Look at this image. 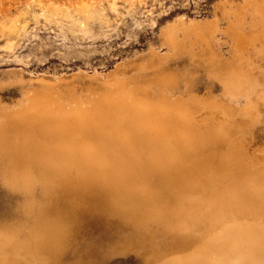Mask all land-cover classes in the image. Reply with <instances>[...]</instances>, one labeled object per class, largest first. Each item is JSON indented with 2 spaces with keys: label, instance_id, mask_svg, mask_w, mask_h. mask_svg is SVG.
Masks as SVG:
<instances>
[{
  "label": "rangeland",
  "instance_id": "rangeland-1",
  "mask_svg": "<svg viewBox=\"0 0 264 264\" xmlns=\"http://www.w3.org/2000/svg\"><path fill=\"white\" fill-rule=\"evenodd\" d=\"M243 3L244 0H0V125L7 124L8 121L13 118H20L21 114L25 111L32 115L38 113L39 115L37 116L42 118L45 114L44 112L41 113L40 110L41 108L43 109V104L45 103L48 104L49 108L51 107V109L56 110L59 115L64 114V112L69 113L70 110L72 111L76 108V110H78V108L81 110L86 108V110L89 111V108L94 106L92 107L93 109H91L98 110V107L95 106H99L101 112L103 110L107 114L110 113V111L111 113L113 112V114L117 112L118 115L120 114L119 116L121 118V116L124 115L121 112L124 113L129 109V111H136L139 120L130 121L125 118L120 121L123 117L119 119L117 114L116 117H114L115 115L112 116L111 113L108 114V116L112 123L119 119V121L115 123L116 125H120L118 126L119 133L121 131V134H125L126 137L128 134L129 139L141 140L140 143H142L143 147H141V145L139 146L141 148L147 147V150H145L147 152L149 150L147 153L145 151L142 152V149H140L139 154L144 155L146 153L147 155L153 156L163 165L164 162L160 159L167 158L171 152L192 149V146H188L184 143L187 139L191 138L190 136L198 140L200 137L203 138L202 136L204 135V137H206L208 131H210L207 135L208 138L206 137L208 141L205 140L206 138H203L209 143H206V145L204 144V149L201 148L202 145H200L201 152L198 151L203 157L207 156L209 159L213 156L211 153L215 154L211 157L213 172H215V174L218 173V176L215 175V177L219 182L222 181V184L226 187L230 186L228 192L225 193L227 194L225 195L226 198L222 197L221 199L224 200L227 209L225 207L219 208V205H217L215 199L216 194L213 192L214 189L212 190L213 187L210 189L206 187V190H203L204 185L209 182H206L202 187H198L197 191H199V189V192L202 191L199 194L197 191L195 192L190 189L187 190L188 192L186 191L184 193V190L177 188L175 194L172 193L169 195L170 192L169 194L165 193L167 191H163V187L158 186L160 181L158 179L155 180L154 177L152 178V182L154 183H152L153 188L146 192H142L141 194L143 195H130L132 200L129 199L130 197L127 200H123L121 198L117 199L108 196L105 198L107 201L104 200L101 204L95 205V207H98L97 210L89 208V205L76 208L74 205L83 206V203L79 202L78 199H85V197H81L82 194L80 195L73 192L74 196L72 192L68 191L74 188H67L68 180H70V177L73 179L71 174L75 171L74 168H78V165L76 166L69 159L71 155H74L76 147H70V142L65 144L67 147L64 146V144L61 143L63 139H59L55 131L46 128H43V131L34 128L30 130L29 126L26 129L8 131L4 137L0 136V264H173L189 258L193 252H197L202 249L203 246L207 248L208 258L212 260L213 257L211 256L214 255L212 251H223V249L228 248L229 236L226 238L227 241L222 238H217L219 231L224 226L237 224L238 222L241 224L249 222L247 224L252 225L255 230H259V227H261L260 225H264V199H262L264 195V166H262L264 165V159H262L264 158V152H262L264 151V137H262V139L259 137L260 135H264V119H262L264 118V73L261 75L262 70L264 72V37L261 41L256 43L255 49L251 47L248 48L247 51L251 50V52L247 54V60L241 65L253 76L243 77L244 80L242 81V85L249 89V95H247L246 90L241 93L230 92L229 90L238 88L234 83L236 81L235 78L213 77L210 75V69H208V65L214 64V60L216 61L215 63L221 66L223 61L237 65L234 59L236 56L233 54L231 41L227 35L229 33L228 28L230 22H235V27L242 29L244 33H256L264 30L260 17L254 13L252 7H243ZM214 20L217 24L214 31L215 38L211 39L208 45L202 46V49H205V53H207L205 56L202 52H199L201 46L198 44H190L191 41L195 42L196 39L189 37L190 34L186 28L191 22L202 23ZM177 29L182 31L176 43L178 50L171 53V42L167 37V32L176 33ZM256 49L259 50V52H257ZM192 53H195L196 56H190ZM208 56H212L213 60H210ZM191 62H193V65L190 64ZM230 82H233L235 85ZM119 98L122 99L120 100ZM77 100H80L82 104L80 101L77 102ZM122 100H125L124 104L129 107L134 105L130 108H125L124 104L118 103L122 102ZM137 100L138 102L142 101L143 105L138 106L136 103ZM153 100L154 102H151ZM57 102H59L58 106L56 105ZM107 102H112V104L104 106ZM61 103H63V106H61ZM91 103L94 104L91 105ZM113 103H115L116 106L118 105V107L113 105ZM159 104L162 105L165 110L161 106V111L159 110L160 113L159 111L158 113L164 114L165 111V116L169 118L172 116L170 119L173 118V121L177 122V124L176 122L173 123L179 127V129L177 128L179 132L181 127L183 129L186 127V133H184V131L183 134H181L183 131V129H181L180 135H178V138H176L177 140H175L177 141L175 145L179 148L178 150H176L177 148L174 144H171V147H169L170 144L168 145V142L167 144L163 142L164 144L162 143V146L160 143H152L157 137L153 134L154 128L151 127L152 124L147 123V127L149 126V128L145 129L146 131L143 134H139V131H136L137 128H140L139 126L143 128L144 122L147 121V118H145L146 115L149 117L155 114L156 116L157 110L160 109L158 108ZM170 105H175V107L177 105L179 111L177 112V108L175 109L173 106L174 111L170 108ZM38 106L39 108L36 109ZM59 106L64 109H60ZM101 106L104 107L102 108ZM33 107L35 110L32 109ZM120 107L123 108L118 109V112L117 108ZM183 108H185L186 111L182 110ZM61 110L62 113L60 112ZM248 110L250 114L252 113V118L248 117L250 116V114H247ZM252 110L253 112L255 111L254 114ZM180 111L183 112V114H181ZM167 112L171 116H169ZM186 112L189 114L187 115L188 117L185 118L184 115H186ZM259 112H261L260 114L263 116L258 115ZM256 113L258 114L256 115ZM254 115L256 117H254ZM112 117L116 118L115 121ZM162 117L163 116L160 118ZM174 117H176V120ZM178 122H182L181 124L183 126L180 124V127ZM217 122L220 124L219 128L216 125L218 124ZM224 122L227 124L225 125ZM133 125L136 128L133 129L135 130L134 136H132L134 133H131L132 128H134ZM136 125L139 126L137 127ZM1 128L0 126V130ZM127 129H129V131H126L127 134L126 132L123 133L124 130ZM191 129L192 133L195 130V132L202 131V133L193 135L190 132ZM221 129L226 133H222ZM23 130L24 132H22ZM84 130L85 129H83V131ZM213 130L215 135H210V133L214 134L212 133ZM86 131L87 130L84 132ZM215 131H219V133ZM84 132H81L82 134L79 133L77 136L75 135L74 138L82 139L84 135L85 139H90L92 142L94 140L95 142L92 143L91 141L85 140L84 137V141L83 139H79L81 142L87 143L91 150L93 147L94 149H101L100 151H108L106 153L102 152L103 155L111 154L109 151L112 150V147L117 150V148L121 146L117 145V147L115 146L116 142L114 143L118 137L121 139V135H115V137L113 135V138H111L113 142L110 145L109 140H105L108 143H100L97 140L98 137L93 135L94 138H92L91 134L88 133L87 136L90 135L91 137H86V133ZM128 132H130V134ZM255 133L258 136L255 135ZM80 134L82 137H79ZM223 134L225 135L224 137ZM246 134L253 135L252 138L254 140L249 136L252 140H249V143L247 139L248 135ZM143 137L145 139H143ZM150 138L154 140L151 141L149 140ZM240 138L247 140V142L239 140ZM258 138L260 142L257 140ZM209 139H212V141ZM56 140L57 143L55 142ZM58 140H61V145H59ZM68 140L71 141V138ZM136 140L135 142H137ZM146 140L151 141V146H153L152 144H154V146L159 144L156 146L159 147V152H153L156 150H153L154 146L151 148V151V149H149L150 145H148L149 142ZM235 140L236 142H234ZM255 140L256 142H254ZM261 140H263V142ZM31 141H39L49 145L56 144V146H54L56 148L57 145L60 147L63 144L64 148L61 149V152L63 151L66 157L64 164L60 167L56 166L43 154L33 151L32 149L36 145L34 143L31 144ZM72 141L76 143V139L74 141L72 138ZM158 141L160 140L157 137L155 142ZM146 143L148 146L145 145ZM101 144H105V146ZM117 144H120V142H117ZM229 144H234V146L231 147ZM254 144L256 145V149L253 148L255 146ZM10 145H13L12 149ZM74 145L76 144H73V146ZM29 146H32V149ZM160 146L163 149H161ZM226 146L227 148H232V150L229 149L230 151H226ZM261 146L262 149L260 148ZM18 148H20L21 151L17 152L16 149L18 150ZM166 148L171 150V152L168 150L169 153H167L165 150ZM163 150L165 151L163 152ZM253 151L254 153L257 151V153L254 155ZM221 152L224 153V155ZM13 154H17L19 159L14 160V158H11ZM159 155L160 158H158ZM254 156H256V158ZM259 156H261L260 159ZM216 159L226 161H224V163ZM230 160L234 163L230 162ZM75 162H79V166H82L83 162L81 159ZM219 162L221 164L223 163L226 167L222 166ZM214 163L218 164L213 165ZM252 167H254V169ZM125 168L126 167L121 168L120 171L123 172L126 170ZM233 168H236V175L233 172ZM229 169H231L233 173ZM152 170L155 171L154 173H158L157 170ZM205 170L208 171L210 169L205 168ZM227 172H229V175L232 174L227 176ZM261 174L263 180L259 177ZM221 175L222 178L220 181L219 177H221ZM154 176L158 178L157 175ZM223 176L227 178L230 177L231 179L229 178V180H227V178ZM234 178H236V180ZM258 178H260V181H258ZM204 180L207 181L206 178ZM254 188L258 189L256 190ZM255 190L258 192L255 193ZM240 192H242V194ZM194 194L196 196L198 194V196L194 197ZM190 198L193 199L191 200ZM165 199L169 205H172V203L178 200L183 206L188 208L190 205L189 208L195 209L197 216L195 215L194 221H190V223H192L191 225L190 223L189 225L185 223L187 225H184V227L186 228V226H188L187 229H189L190 233V229L192 228L197 231L192 229L194 231L192 233L194 234L186 232L187 234L185 235H188L186 236V240L188 239L187 241L184 238L185 235L181 234L183 230H186L183 229L180 231V229L184 227L181 228L179 223L182 222L181 226H183L184 222L189 221L181 218V214L175 212L176 214L174 213V216L171 215V220L168 222L171 226H168L167 223L165 225V223L161 221L156 205H161L159 204L160 202H162L163 205ZM209 200L210 202H208ZM65 201L72 205L71 208L74 209L73 215H75V219H79L78 223H80V226L77 227L78 229H74L73 233L70 234L71 236H68L62 243L60 242V245L55 243L57 247H54L55 245L52 247L47 246L46 244L49 243L50 240H53L54 237L50 229L52 224H48L47 218L53 216L57 219L59 218L58 216H61L63 219L60 220H62L65 225L67 222L72 221L71 214H67L64 209V207H66L64 204L66 203ZM116 201H118V203ZM212 201L216 204H213ZM134 202L135 207H133ZM189 202L193 204V207H191ZM184 203H186V205L188 203V205L186 206ZM209 203L213 204V207ZM153 204L156 205L153 206ZM208 204L210 205L209 207L212 208L205 210L208 208ZM198 206L200 207L197 208ZM126 207L130 208L129 212ZM232 207L234 212H238L237 214L232 212ZM134 208L136 210H134ZM253 210L255 211L253 212ZM204 212L207 215H205ZM260 212L263 215H259ZM135 213L138 214L135 215ZM198 213H201L202 216ZM234 214V218L236 219L233 218ZM240 214L243 216L240 217ZM227 215H229V217H227ZM260 217L263 218L260 220ZM238 218L241 220H238ZM250 218L260 221L258 222L255 220L257 221L255 222L254 220H250ZM223 219H225V223ZM233 219L235 220L234 222ZM217 220L221 221L223 225ZM227 220H229V222H227ZM39 221L40 223H38ZM201 221L205 224H202ZM210 222L216 225V230L215 226H212L214 228L213 232L210 230L212 225ZM196 223L200 225V227H198L199 225L196 226L197 229L194 226ZM218 223H221V226H219ZM37 224L39 227L42 226L45 228H42V233L39 238L31 243L29 241L30 235L34 232ZM201 227L203 229H201ZM205 227H208L210 232L206 230L207 228ZM198 228L201 229L200 232L202 234L199 232ZM167 229L171 230V232H168ZM172 230L175 231V234ZM207 231L211 235L207 234ZM176 233L177 236L174 237L173 235H176ZM209 235L211 238L208 237ZM197 236L201 238V241L199 239L197 240ZM179 237L182 241L179 240ZM1 239H3L2 243ZM194 239L197 241V244L194 242ZM183 240L189 245L187 246L183 243L182 246L180 242H183ZM170 241L173 242V245H171L172 242ZM192 241L194 242L193 245L190 243ZM164 244L170 248L166 247ZM174 244L181 250L178 251L177 248H174V246L176 247ZM150 245L152 246L150 247ZM152 247H154V249ZM182 249H184V251L188 249V252L187 250L184 252ZM27 250L31 253H27ZM177 252H183V254L179 253L180 256L178 254L180 258L177 256ZM32 253L33 256L31 255ZM170 253L173 254L175 258L177 257V259H174V262H172L174 257L170 255ZM7 257H12L13 259L10 260ZM6 260L9 262L5 263L7 262Z\"/></svg>",
  "mask_w": 264,
  "mask_h": 264
},
{
  "label": "bare ground",
  "instance_id": "bare-ground-1",
  "mask_svg": "<svg viewBox=\"0 0 264 264\" xmlns=\"http://www.w3.org/2000/svg\"><path fill=\"white\" fill-rule=\"evenodd\" d=\"M247 6H250V7H252V9L254 10V13L255 14H257L259 17H260V20L262 21L261 23H262V26H264V0H244V3H243V7H247ZM212 24H213V26H212ZM177 25H178V23H177ZM236 25H235V22H230V24H229V33L227 34L228 35V37H229V39H230V41H231V47H232V49H233V54H234V56H236L234 59L236 60L235 62L237 63V65H235V64H229V62H226V61H223V64H222V66L221 65H218L217 63H215L216 61L214 60V64L213 65H208V69H210V75L211 76H213V77H234L235 78V84H236V86H238V88H235V89H231V90H229L230 92H232V93H241V92H243L244 90H246L247 91V95H249V89H247V87L245 88V86L244 85H242V81L244 80L243 79V77H253L251 74H249V72L248 71H246L241 65H242V63L243 62H245L246 60H247V54L248 53H250L251 52V50H249V51H247L248 50V48L249 47H251L252 49H255L256 48V43L257 42H259V41H261L262 39H263V37H264V30L263 31H261V32H250V33H244V31L242 30V29H238L237 27H235ZM213 27H214V29H213ZM216 27H217V24H216V21L214 20V21H206V22H202V23H193V22H191L190 23V25L186 28L188 31H189V37H192V38H194V39H196L195 40V42H193V41H191L190 42V44L191 45H195V44H198L199 46H201V49H199L200 51L199 52H202L204 55L206 54L207 55V53H205V49H202V46L203 45H208L209 44V41L211 40V39H213V38H215L214 37V31H215V29H216ZM181 32L182 31H180V29H177V32L175 33V32H167V37H168V39L170 40V42H171V53H173V51H176V50H178L177 49V41H178V38H180L179 37V35L181 34ZM257 50V49H256ZM257 52H259V50H257ZM261 52V51H260ZM196 53V52H195ZM195 53H192V54H190V56H196L197 55V53H196V55H195ZM205 55V56H206ZM208 58L210 59V60H213V58H212V56H208ZM196 62V61H195ZM193 62H191L190 64H192ZM193 65V64H192ZM195 65V64H194ZM252 66H254V65H252ZM253 69V68H252ZM252 69H250V70H252ZM262 69V68H261ZM255 70V69H254ZM260 72H261V70H260ZM262 73H264L263 72V70H262V72H261V75H262ZM259 81V80H258ZM233 82H230L231 84L233 83ZM162 83V82H161ZM166 83V82H165ZM233 83V84H234ZM164 84V83H163ZM234 84V85H235ZM121 85V84H120ZM120 88V87H119ZM250 88V87H249ZM124 89V88H123ZM110 91V90H109ZM108 94V93H107ZM112 94V93H111ZM53 95V94H52ZM106 95V94H105ZM101 96V95H100ZM102 96H103V94H102ZM109 96V95H108ZM118 96V95H117ZM29 97V96H28ZM195 97V96H194ZM193 97V98H194ZM55 98V97H54ZM102 98V97H101ZM136 98V97H135ZM50 99V98H49ZM100 99V98H99ZM120 99V98H119ZM122 99V98H121ZM120 99V100H121ZM125 99V98H124ZM128 99V98H127ZM41 100H43V99H41ZM58 100V99H57ZM72 100V99H71ZM113 100H114V98H113ZM116 100H117V98H116ZM72 101H74V100H72ZM80 101V100H79ZM78 100H77V102H79ZM90 101V100H89ZM92 101H93V99H92ZM96 101V100H95ZM108 101V100H107ZM112 101V100H111ZM115 101V100H114ZM125 101V100H124ZM124 101L122 100V102H118V103H121V104H124ZM155 101H156V99H155ZM179 101V100H178ZM189 101V100H188ZM191 101V100H190ZM257 101V100H256ZM264 101V100H263ZM75 102V101H74ZM91 102V101H90ZM97 102V101H96ZM145 102V101H144ZM150 102V101H149ZM151 102H154V100L153 101H151ZM150 102V103H151ZM185 102H186V100H185ZM184 102V103H185ZM51 103H54V102H51ZM69 103V102H68ZM80 103H81V101H80ZM79 103V104H80ZM136 103H137V105L139 106H141V105H143L142 104V101H139L138 102V100L136 101ZM260 103V102H259ZM58 104H59V102H57L56 103V105L58 106ZM82 104V103H81ZM92 104H94V103H91V105ZM110 105V104H112V102H107L104 106H107V105ZM132 104H133V102H132ZM146 104V103H145ZM149 104V103H148ZM257 104H258V102H257ZM44 106H43V109H44V111H43V109L41 108V113L42 112H44V116L41 118L40 116H37V115H39L38 113L37 114H34V115H32V114H29V112H27V111H25L24 113H22L21 114V116H20V118H13V119H11L10 121H8V123L7 124H4V125H0L2 128H1V130H0V132H1V134H0V136L1 137H4L7 133H8V131H12V130H21V129H26L27 127H29L30 126V130H31V128H34V129H40V131H43L44 129L43 128H46V129H50V130H52V131H55L56 132V134L59 136V139L61 138V139H63L62 140V142H61V140H58L59 141V145H61V143H63L64 144V146H66L67 147V145H65V144H68L69 142H70V147L72 146V148H75V152H74V155L72 156H70L69 157V159L71 160V162L72 163H74L76 166L78 165V168H74L75 169V171L74 170H72V171H74L71 175L73 176L72 178L73 179H71V177H70V180H68V182H67V188H74L73 190H68L69 192H75V193H78V194H82L81 195V197L83 196V197H85V199L84 200H82V198L81 199H78L79 200V202H81V203H83V206H80V205H74V206H76V208L78 207H84V206H86V205H89V208H92V209H94V210H97L98 209V207H95V205H98V204H101L104 200H105V198L106 197H112V198H121V199H123V200H127L129 197V199L130 200H132L131 198V196L130 195H136V194H141L142 192H146L147 190H151L152 188H153V186H152V178L154 177V179L156 180V179H158L160 182L158 183V186H162L163 187V191H167V192H165V193H168L169 194V192H170V194L169 195H171L172 193H174L175 194V190L177 189V188H180L181 190H184L183 192L185 193L187 190H192V191H197V189H198V187L199 186H203L206 182H209V183H207V184H205L204 185V189L203 190H206V187H208L209 189L210 188H212V190L214 189V194H216V201H217V205H219V208H223V207H227V206H225V203H224V200H221L222 199V197L224 198L225 197V195H227V194H225L226 192H228V190H229V187L230 186H225V185H223L222 183V181H221V178H222V175H221V177H219V180L221 181V182H219L218 180H217V178L215 177V175L216 176H218L217 174L218 173H216L215 174V172H213V166L211 165V163H212V161H211V157H213L215 154H213V153H211V155H213V156H211L210 157V159L209 158H207V156L206 157H203V155H201L200 154V150H201V148H203V146H204V144L206 145V143H209V142H206L205 140H207L208 141V133L210 132V131H208V133H207V135H206V137H204V136H202L203 138H206L205 140L203 139V138H197L198 140H196V139H194V138H192V136H190L191 138H189V139H187L184 143L185 144H187L188 146H192V149H185V150H179V152L177 151H175V152H171V150H169L168 148H166L165 150L167 151V153H169V152H171V154L167 157V158H163V159H160V160H162L163 162H164V165L163 164H161V162L157 159V158H155V157H153V156H150V155H147L146 153V155L144 154V155H141V154H139V151H140V149H142L141 151L143 152V151H145V150H147V147H144V148H141V147H143V145H142V143H140L141 142V140H136L137 142H135V140H133V138L132 139H129L128 138V134H127V132L126 131H129V129H127V130H124V132L123 133H125L126 132V134H127V137H126V135L125 134H121V131H120V133H119V129H118V126H120V125H116L115 123H117V121H119V119H121L122 117H123V119H121L120 121H122V120H124L125 118L127 119V120H130V121H137V120H139V117H138V114L136 113V111H129V109H127V111H125L124 113L123 112H121L122 114H124L123 116H121V118H120V114L118 115L117 114V112H116V114L119 116V119H117L116 120V122H114V123H112L111 122V120H110V117L108 116V114H110L111 113V111H110V113H105V111L103 110L102 112H101V108H99V106H95V107H98V110H100V111H98V110H92L93 108L92 107H94V106H92V107H88L90 110L88 111V110H86V108H84L85 107V105H84V109L83 110H81L80 108H78V110H76V109H74V110H70L69 111V113H65L64 112V114H62V115H59V113H57V111L56 110H53V109H51V107L49 108V106H48V104L47 103H45V104H43ZM51 105V104H50ZM53 105H55V104H53ZM102 105V104H101ZM113 105H115L116 106V104L115 103H113ZM125 105V104H124ZM123 105V106H124ZM134 105V104H133ZM133 105H131V106H133ZM165 105V104H164ZM61 106H63V103H61ZM103 106V107H104ZM115 106H114V109H115ZM130 106V107H131ZM159 107L158 108H160V109H158L157 110V114H156V116H155V114L153 115L152 113V115L151 116H149L148 117V115H146L145 116V118H147V121H145L144 122V124H145V126H144V124H143V128L141 127V126H139V125H136L137 127L139 126L140 128H137V129H140V130H137L135 127H134V125H133V127L134 128H132V127H130V128H132V131H131V133L133 134L132 136H134L135 135V130H133V129H136V131H139L138 133L139 134H143L146 130L145 129H147V128H149V126L147 127V123H149V124H152V126L151 127H153L154 128V132H153V134H155V136H157L158 137V139L160 140V141H158V142H155V140L157 139V137H156V139L154 140L153 138H152V140H154L152 143H160V145L162 146V143L163 142H165L166 144H167V142H168V145L170 144V146L169 147H171V144H174L175 145V142H177V141H175V140H177L176 138H178V135H180V132H181V129H183L181 126H180V124L182 123H179L178 122V125L181 127V129H180V132L177 130V128L179 129V127H177V122L176 121H173V118L172 119H170L172 116L171 115H169V113L167 112V114L169 115V116H171L170 118L168 117V116H165V109H164V107L162 106V105H158ZM161 106L163 107V111H164V114H159L160 113V111H161ZM171 106V105H170ZM174 107H175V105H173ZM173 106H171L170 108H172L173 109ZM260 106V105H259ZM42 107V106H41ZM54 107H56V106H54ZM60 107V106H59ZM59 107H58V109H59ZM65 107V106H64ZM86 107H87V105H86ZM102 107V106H101ZM102 107V108H103ZM116 107H118V105L116 106ZM126 107H129V106H127V105H125V108ZM129 107V108H130ZM184 107V106H183ZM186 107V106H185ZM257 107V106H256ZM37 108H39V106L38 107H36V109ZM57 108V107H56ZM92 108V109H91ZM108 108V107H107ZM121 108H123V107H120V108H117V110L118 109H121ZM178 109L179 107L176 105V107H175V109ZM205 108V107H204ZM253 108V107H252ZM32 109H34L35 110V108L33 107ZM48 109V110H47ZM60 109H64V108H62V107H60ZM59 109V110H60ZM176 109V111L178 112L179 111V109L177 110ZM250 109V108H249ZM254 109V108H253ZM29 110V109H28ZM92 110V111H91ZM107 110V109H106ZM132 110H133V108H132ZM160 110V111H159ZM174 110V109H173ZM182 110H185V108H183ZM255 110V109H254ZM20 111V110H19ZM47 111V112H46ZM158 111H159V113H158ZM162 111V112H163ZM168 111V110H167ZM175 111V110H174ZM186 111V110H185ZM188 111V110H187ZM251 111V110H250ZM3 112H5V111H3ZM32 112V111H31ZM39 112V111H38ZM61 113H62V110L60 111ZM109 112V111H108ZM118 112H119V110H118ZM246 112V111H245ZM249 112V110L247 111V114L249 115L250 114V112ZM252 112H253V110H252ZM255 112V111H254ZM254 112H253V114H254ZM16 113H18V112H16ZM15 113V114H16ZM180 113L181 114H183V112H181L180 111ZM261 112H259V114L258 113H256V115L258 114V115H262V114H260ZM19 114V113H18ZM112 114V116L113 115H115L114 117H116V114H113V112L111 113ZM161 115V116H163L162 118H160L161 116H159V115ZM174 114H175V112H174ZM185 114V113H184ZM189 113H187L186 112V115H184L185 116V118L186 117H188L187 115H188ZM194 114H195V112H194ZM252 114V113H251ZM250 114V116H248V117H251L252 115ZM264 114V113H263ZM17 115V114H16ZM211 115V114H210ZM209 115V116H210ZM225 115V114H224ZM10 116H11V114H10ZM118 116H117V118H118ZM159 116V117H158ZM213 116V115H212ZM211 116V117H212ZM263 116V115H262ZM114 117H112V119H114V121H115V119L116 118H114ZM144 117V116H143ZM183 117V116H182ZM208 117V116H207ZM253 117V116H252ZM251 117V118H252ZM254 117H256L255 115H254ZM144 118V119H145ZM176 117H174V119H175ZM226 118V117H225ZM215 119V118H214ZM219 119V118H218ZM254 119V118H253ZM262 119H264V118H262ZM146 120V119H145ZM172 120V121H171ZM176 120V119H175ZM201 120V119H200ZM206 121H208V120H206ZM171 122H172V124H171ZM176 122V124H174V123ZM184 122H185V120H184ZM195 122H197V121H195ZM210 122V121H209ZM211 122H213V121H211ZM139 123V122H138ZM137 123V124H138ZM142 123V122H141ZM197 123H199V122H197ZM214 123H216V122H214ZM218 123V122H217ZM225 123V122H224ZM140 124V123H139ZM211 124V123H210ZM227 123H225V125H226ZM141 125V124H140ZM182 125V124H181ZM185 125V124H184ZM189 125V124H188ZM199 125V124H198ZM202 125H204V124H202ZM201 125V126H202ZM217 125V127L219 128V123L218 124H216ZM183 126V125H182ZM190 126V125H189ZM206 126V125H205ZM215 126V125H214ZM222 126V125H221ZM150 127V128H151ZM191 127V126H190ZM223 127V126H222ZM170 128H173V129H170ZM187 128H188V126H187ZM208 128H209V126H208ZM216 128V127H215ZM240 128V127H239ZM83 129H85V130H87L86 132H84L83 131ZM185 129H186V127H185ZM185 129H183V131H182V133L181 134H183V132L185 131ZM204 129V128H203ZM206 129V128H205ZM212 129V128H211ZM226 129V128H225ZM82 130V131H81ZM131 130V129H130ZM150 130V129H149ZM199 130V129H198ZM208 130V129H207ZM207 130H206V132H207ZM216 130V129H215ZM222 130V133H224L225 131L223 130V129H221ZM151 131V130H150ZM188 131V130H187ZM190 131V130H189ZM196 131V130H195ZM195 131H193V133H192V129H191V134H199V133H202V131L201 130H199V131H201V132H195ZM205 131V130H204ZM203 131V132H204ZM257 131V130H256ZM16 132V131H15ZM20 132V131H19ZM22 132H24V130L22 131ZM81 132H84V133H86V137H91L92 136V138H94L93 137V135L95 136V137H98V142H100V143H104V142H106V143H108L107 141L109 140V144L111 145V143L113 142L112 141V139L111 138H113V135H114V137H115V135H121L120 137H121V139H119V137L117 138V140H115L114 141V143L116 144L115 146H119V145H121L120 146V148H117V150H115V148L113 149V147H112V150L111 151H109V152H111V154L109 153V155H103L102 154V152H105V151H100L101 149H94L92 146V150L88 147V144L87 143H85V142H81L80 140H82L83 139V137H84V135H83V137L81 136ZM149 132V131H148ZM151 132V133H152ZM195 132V133H194ZM215 132H217V133H219V131H215ZM251 132V131H250ZM79 133H81L80 134V136L79 137H82V139H77V138H74L75 137V135L77 136ZM83 133V134H84ZM91 134V136L89 135V136H87L88 134ZM129 134H130V132H128ZM184 133H186V131L184 132ZM205 133V132H204ZM212 133H214V130H213V132ZM217 133H216V135H217ZM221 133V132H220ZM222 133H221V135H222ZM226 133V132H225ZM257 133V132H256ZM255 133V135H257ZM136 134H137V132H136ZM150 134V133H149ZM152 134V135H153ZM189 134V133H188ZM190 134V135H191ZM201 135V134H200ZM210 135H215V133L214 134H211L210 133ZM209 135V136H210ZM246 135H248V134H246ZM13 136V135H12ZM104 136H106V137H104ZM140 136V135H139ZM143 136V135H142ZM141 136V137H142ZM147 136H149V135H147ZM182 136H184V135H182ZM225 135L223 134V137H224ZM245 136V135H244ZM249 136H251L250 138L252 139V140H254L253 138H252V136L253 135H251V134H249L248 135V142L250 143V141L249 140H251L250 138H249ZM258 136V135H257ZM117 137V136H116ZM122 137H124V138H122ZM152 137V136H151ZM179 137H181V136H179ZM186 137V136H185ZM184 137V138H185ZM210 137H212V136H210ZM209 137V138H210ZM215 137V136H214ZM213 137V138H214ZM242 137H243V135H242ZM241 137V138H242ZM259 137H261V139H262V137H264V135L263 136H259ZM58 138V137H57ZM71 138V141H69L68 139H70ZM72 138L74 139V141H75V139H76V143L75 142H73L72 141ZM131 138V137H130ZM138 138H140V137H138ZM155 138V137H154ZM182 138V137H181ZM183 138V139H184ZM239 139V140H243V139ZM84 139H85V137H84ZM84 139H83V141H84ZM107 139V141H105ZM143 139H145L144 137H143ZM146 139H147V137H146ZM165 140V141H163V140ZM203 140V141H201V140ZM245 139V138H244ZM66 140H67V143H66ZM85 140H87V141H91L92 142V140H90V139H85ZM96 140V139H95ZM149 140H151V138L149 139ZM151 140V141H152ZM210 141H212V139H209ZM214 140V139H213ZM251 140V141H252ZM257 140H259V138L257 139ZM64 141V142H63ZM143 141V140H142ZM146 141H148V140H146ZM151 141H148L149 142V144L148 145H150V143H151ZM171 141V142H170ZM238 141V140H237ZM243 141H246L247 142V140H243ZM242 141V142H243ZM262 142H263V140H261ZM56 143H57V140L55 141ZM61 142V143H60ZM93 142H95L94 140H93ZM92 142V143H93ZM117 142L119 143L120 142V144H117ZM144 142H145V140H144ZM143 142V143H144ZM234 142H236V140L234 141ZM241 142V141H240ZM245 142V143H246ZM254 142H256V140L254 141ZM253 142V143H254ZM259 142H260V140H259ZM35 144L34 146V148L32 149V146H29V147H31V149L33 150V151H36V152H38V153H41V154H43L44 156H46L49 160H51L52 161V163L54 164V165H56V166H62L63 164H64V160L66 159V157H65V155L63 154V151L61 152V149H63L64 148V146H63V144H62V146H60V147H58V145H57V148L56 147H54V146H56V144H52V145H49V144H46V143H42V142H39V141H31V144ZM97 143V142H96ZM140 143V144H139ZM232 143V142H231ZM238 143V142H237ZM237 143H236V145H237ZM252 143V142H251ZM258 143V142H257ZM72 144V145H71ZM73 144H76V145H74L73 146ZM98 144V143H97ZM164 144V143H163ZM165 144V145H166ZM177 144V143H176ZM180 144V143H179ZM247 144V143H246ZM245 144V145H246ZM263 144H264V142H263ZM99 145V144H98ZM101 145H103V146H105V144H101ZM139 145H141V147L139 146ZM145 145H147V143L145 144ZM147 145V146H148ZM153 146H154V144H152ZM159 145V144H158ZM158 145H156V146H158ZM164 145V146H165ZM200 145H202V147L200 146ZM212 145H213V143H212ZM229 145H231V147H233L234 146V144L232 145V144H229ZM241 145H242V143H241ZM249 145V144H248ZM255 145V144H254ZM257 145H259V144H257ZM260 145H261V143H260ZM12 146L13 145H10V148L12 149ZM16 146V145H15ZM14 146V147H15ZM97 146V145H96ZM114 146V145H113ZM153 146H151L150 145V148L149 149H151ZM156 146H154L153 148V150H155V151H153L154 153H157L156 151H158L159 150V147H156ZM161 146H160V148H161ZM163 146V147H164ZM176 146V145H175ZM250 146V145H249ZM252 146H253V144H252ZM263 146V145H262ZM262 146L260 147L261 149H262ZM19 147V146H18ZM94 147H95V144H94ZM156 147V148H155ZM178 147H180V146H178ZM201 147V148H200ZM236 147V146H235ZM243 147V146H242ZM245 147V146H244ZM246 147H247V145H246ZM257 147H259V146H257ZM16 148V147H15ZM59 148H60V151H59ZM146 148V149H145ZM158 148V149H157ZM165 148V147H164ZM174 148V147H173ZM176 148H177V146H176ZM176 148H174V149H176ZM188 148V147H187ZM227 150L226 151H230L229 149H231L232 150V148H227V146L225 147ZM253 148H255L256 149V145L253 147ZM259 148V149H260ZM20 148H18V150L16 149V151L17 152H19V151H21V149L19 150ZM67 149V148H66ZM94 149V150H93ZM144 149V150H143ZM161 149H163V148H161ZM160 149V150H161ZM172 149V148H171ZM179 148H177L176 150H178ZM181 149H183V148H181ZM204 149V148H203ZM236 149V148H235ZM249 149V148H248ZM254 149V150H255ZM258 149V148H257ZM65 150V149H64ZM165 150H163V152L165 151ZM168 150H169V152H168ZM200 152H199V151ZM264 150V149H263ZM30 151V150H29ZM69 151H70V148H69ZM113 151H116V152H113ZM151 151H152V149H151ZM151 151H150V153H151ZM226 151H224V152H226ZM235 151H237V150H235ZM234 151V152H235ZM106 152H108V151H106ZM105 152V153H106ZM141 152V153H142ZM145 152H147V151H145ZM148 152H149V150H148ZM147 152V153H148ZM159 152V151H158ZM161 152V151H160ZM240 152V151H239ZM243 152V151H242ZM250 152V151H249ZM259 152V151H258ZM262 152H264V151H262ZM222 153V152H221ZM221 153H219V154H221ZM253 153H254V151H253ZM255 153H257V151H255ZM255 153H254V155H255ZM67 154V153H66ZM69 154H71V153H69ZM159 154V153H158ZM157 154V155H158ZM208 154V153H207ZM223 155H224V153H222ZM221 154V155H222ZM227 154H229V153H227ZM259 155H261L260 153H258ZM258 154H257V156H258ZM263 154V153H262ZM161 155V154H160ZM160 155H159V157L158 158H160ZM167 155V154H166ZM235 155V154H234ZM67 156V155H66ZM242 156V155H241ZM248 156V155H247ZM250 156V155H249ZM162 157V156H161ZM218 157H219V155H218ZM217 157V158H218ZM255 158H256V156H254ZM260 157L261 156H259V159H260ZM263 157V156H262ZM11 158H14V160H17V159H19V157H18V155L17 154H13L12 156H11ZM24 158V157H23ZM215 158V157H214ZM220 158H221V156H220ZM241 158V157H240ZM244 158V157H243ZM248 158V157H247ZM79 159H81L82 160V166H79V162H75V161H79ZM223 159V158H222ZM246 159V158H245ZM262 159H264V158H262ZM261 159V160H262ZM217 161H219V160H221V159H216ZM233 160V159H232ZM252 160H253V158H252ZM260 160V161H261ZM69 161V160H68ZM215 161V160H214ZM224 161H226V160H221L220 162H224ZM245 161V160H244ZM254 161H255V159H254ZM259 161V160H258ZM264 161V160H263ZM219 162V163H220ZM230 162H232L231 160H230ZM249 162H251V161H249ZM225 163V162H224ZM232 163H234V162H232ZM238 163H239V161H238ZM218 164V163H217ZM217 164H213V165H217ZM221 164V163H220ZM219 164V165H220ZM231 164V163H230ZM230 164H229V166H230ZM251 164V163H250ZM222 166H224L223 165V163L221 164ZM231 165H233V164H231ZM238 166V165H237ZM262 166H264V165H262ZM11 167V166H10ZM123 167H126L125 169L126 170H124L123 172H121L120 170H121V168H123ZM216 167V166H215ZM220 167V166H219ZM219 167H218V169H219ZM224 167H226V166H224ZM234 167V166H233ZM73 168V167H72ZM205 168L207 169V168H209L210 170H205ZM230 168H232V167H230ZM237 168V167H236ZM236 168H233V172L235 173V175H236V173L237 172H235V169ZM253 169H254V167H252ZM140 169V170H139ZM152 169H154V170H157L158 171V173H154L155 171H153ZM214 169H216V168H214ZM222 169V168H221ZM238 169V168H237ZM245 169V168H244ZM123 170V169H122ZM230 171H231V169H229ZM156 171V172H157ZM229 171V172H230ZM237 171V170H236ZM244 171V170H243ZM229 172H227L226 174H227V176H230L229 175ZM241 172V171H240ZM154 173V174H153ZM221 173V172H220ZM225 174V173H224ZM241 174H244V173H241ZM253 174V173H252ZM154 175H157L158 176V178H155L156 176H154ZM241 176V175H240ZM249 176V175H248ZM224 177V176H223ZM254 177V176H253ZM256 177V176H255ZM258 177V176H257ZM259 177L261 178L262 177V174L261 175H259ZM264 177V176H263ZM206 178V180L207 181H205L204 179ZM224 178H227V177H224ZM230 178V177H229ZM229 178H227V180H229ZM239 178V177H238ZM242 178V177H241ZM248 178V177H247ZM260 178H258V181H260L259 179ZM231 179V178H230ZM233 179V178H232ZM235 180H236V178H234ZM245 179V178H244ZM243 179V180H244ZM262 179V178H261ZM252 180V179H251ZM263 180V179H262ZM223 181H226V180H223ZM238 181V180H237ZM240 181H241V179H240ZM256 181H257V179H256ZM239 182V181H238ZM249 182V181H248ZM247 182V183H248ZM231 183H232V181H231ZM230 183V184H231ZM234 183V182H233ZM251 183V182H250ZM254 183V182H253ZM154 184V183H153ZM227 184V183H226ZM235 184V183H234ZM241 184V183H240ZM249 184V183H248ZM252 184V183H251ZM259 184V183H258ZM261 184H263V183H261ZM233 185V184H232ZM250 185V184H249ZM263 186V185H262ZM98 187H100V188H98ZM234 187V186H233ZM232 187V188H233ZM244 187V186H243ZM154 188H155V186H154ZM259 188H260V185H259ZM179 189V190H180ZM208 189V190H209ZM242 189H245V188H242ZM247 189V188H246ZM254 189H256V188H254ZM253 189V190H254ZM258 189V188H257ZM256 189V190H257ZM263 189V188H262ZM181 190H180V192H181ZM241 190V189H240ZM251 190H252V188H251ZM256 190H255V193H257L256 192ZM199 191H200V189H199ZM199 191H197L198 192V194L199 193H201V192H199ZM233 191V190H232ZM247 191H249V190H247ZM264 191V190H263ZM180 192H179V194H180ZM182 192V193H183ZM188 192V191H187ZM209 192V191H208ZM261 192H262V190H261ZM260 192V193H261ZM183 193V194H184ZM212 193V192H211ZM241 194H242V192H240ZM246 193V192H245ZM248 193V192H247ZM253 193H254V191H253ZM263 193V192H262ZM261 193V194H262ZM162 194V193H161ZM190 194V193H189ZM198 194H197V196H198ZM205 194V193H204ZM230 194V193H229ZM244 194V193H243ZM250 194V193H249ZM259 194V193H258ZM73 195H74V193H73ZM141 195H143V194H141ZM64 196V195H63ZM75 196V195H74ZM148 196V195H147ZM167 196V195H166ZM165 196V197H166ZM194 197H197L195 194L193 195ZM209 196V195H208ZM213 196V195H212ZM256 196H257V194H256ZM193 197V198H194ZM206 197H207V192H206ZM233 197V196H232ZM235 197V196H234ZM162 198V197H161ZM184 198V197H183ZM192 198V199H193ZM226 198V197H225ZM73 199V198H72ZM109 199V198H108ZM111 199V198H110ZM140 199V198H139ZM163 199V198H162ZM187 199V198H186ZM191 199V198H190ZM191 199V200H192ZM195 199V198H194ZM215 199H213V200H215ZM260 199H261V196H260ZM262 199H264V195H263V197H262ZM262 199H261V201H262ZM77 200V201H78ZM116 200V199H115ZM164 200V199H163ZM190 200V202L192 203V201ZM196 200V199H195ZM257 200V199H256ZM259 200V199H258ZM105 201H107V200H105ZM112 201V200H111ZM119 201V200H118ZM118 201H116L117 203H118ZM142 201V200H141ZM173 201V200H172ZM180 201H181V199H180ZM200 201V200H199ZM250 201V200H249ZM66 203H64L65 205H66V207H64V209H65V211L67 212V214H71L70 216H72V221L71 222H67V224L65 225L64 224V222L62 221V220H60V219H63L61 216H58L59 218H57V219H55V217H53L52 215V217H48L47 218V220H48V224H52V226H50V229H51V233L52 234H54V237H53V240H50V242L49 243H47L46 245L47 246H50V247H52V246H54L55 245V243L57 244V245H60L62 242H63V240H65L66 238H68V236H71L70 234L71 233H73V231H74V229H78L77 227H79L80 226V223H78L79 222V219H75V215H73V212H74V209H72L71 207H72V205H70V203H68L67 201H65ZM123 202V201H122ZM127 202V201H126ZM139 202H140V200H139ZM179 201L177 200L176 202H174V203H172V205H169L168 203H167V201H166V199H165V201H163V205H162V202H160L159 204H161V205H156V204H153V206H157V212L159 213V216L161 217V221H163L164 223H165V225H166V223L168 224V222L171 220L170 219V217H171V215H173L175 212H178L179 214H181V218H183V219H185V220H188L189 222H184V224H183V226H181V224H182V222L181 223H179L180 224V227L182 228V227H184V225H187V224H185V223H188V225H189V223H190V221H192L194 218H195V215H196V213H195V209H192V208H189L190 207V205H189V207L187 208V207H185V206H183V204L181 203V202H179ZM183 202H186V201H183ZM189 202V204H191ZM208 202H210V200L208 201ZM248 202V201H247ZM141 204H142V202H140ZM197 203H198V201H197ZM212 203L214 204L215 202H213L212 201ZM80 204V203H79ZM123 204V203H122ZM129 204V203H128ZM144 204V203H143ZM146 204H147V202H146ZM185 205H186V203H184ZM196 204V203H195ZM207 204V203H206ZM210 204V203H209ZM208 204V208H206L205 210H207V209H210V208H212L213 207V204H210V205H212V207H209L210 205ZM216 204V203H215ZM125 205V204H124ZM136 205H137V203H136ZM187 205H188V203H187ZM186 205V206H187ZM199 205V204H198ZM216 205V206H217ZM110 206V205H109ZM132 206V205H131ZM130 206V207H131ZM145 206H147V205H145ZM201 206V205H200ZM200 206H198L197 208H199ZM216 206H215V208H216ZM246 206V205H245ZM263 206V205H262ZM133 207H135V202H134V205H133ZM143 207V206H142ZM191 207H193V204H191ZM121 208V207H120ZM127 208V207H126ZM137 208V207H136ZM139 208V207H138ZM150 208V207H149ZM154 208V207H153ZM196 208V209H197ZM246 208V207H245ZM256 208V207H255ZM259 208V207H258ZM128 210V212H129V209L130 208H127ZM201 209V208H200ZM199 209V210H200ZM227 209V208H226ZM243 209V208H242ZM134 210H136L135 208H134ZM140 210H142V209H140ZM215 210V209H214ZM231 210H232V212H234L233 210V207L231 208ZM231 210H229V211H231ZM132 211V210H131ZM146 211V210H145ZM153 211V210H152ZM229 211H227V212H229ZM246 211V210H245ZM255 210H253V212H254ZM261 211H263V210H261ZM76 212V211H75ZM132 212H134V211H132ZM142 212V211H141ZM144 212V211H143ZM208 212H210V211H208ZM216 212V211H215ZM249 212V211H248ZM247 212V213H248ZM126 213V212H125ZM154 213V212H153ZM202 213V212H201ZM201 213H198V214H201ZM205 213V212H204ZM203 213V214H204ZM206 213H207V211H206ZM205 213V215H207ZM214 213V212H213ZM231 213V212H230ZM229 213V214H230ZM234 213H238V212H234ZM256 213V212H255ZM77 214V213H76ZM138 214V213H137ZM136 213H135V215H137ZM145 214H146V212H145ZM151 214V213H150ZM176 214V213H175ZM221 214V213H220ZM222 214H224V213H222ZM233 214V213H232ZM80 215V214H79ZM132 215V214H131ZM147 216H148V214H146ZM156 215V214H155ZM215 215V214H214ZM226 215V214H225ZM245 215V214H244ZM250 215V214H249ZM258 215V214H257ZM259 215H263V214H261V212H260V214ZM57 216V215H56ZM78 216V215H77ZM174 216V215H173ZM197 216V215H196ZM200 216H202V214L200 215ZM233 216V215H232ZM241 216H243V215H241L240 214V217ZM245 216H247V215H245ZM264 216V215H263ZM66 217V216H65ZM152 217V216H151ZM155 217V216H154ZM199 217V216H198ZM217 218H219L218 216H216ZM222 217V216H221ZM227 217H229V215H227ZM231 217V216H230ZM235 217V214H234V216H233V218ZM238 217V216H237ZM253 217V216H252ZM91 218V217H90ZM137 218V217H136ZM143 218H144V215H143ZM203 218V217H202ZM246 218V217H245ZM244 218V219H245ZM258 218V217H257ZM263 218V217H262ZM261 217H260V220L262 219ZM138 219H140V218H138ZM220 219V218H219ZM222 219V218H221ZM227 219V218H226ZM230 219V218H229ZM231 219H232V217H231ZM234 219H236V218H234ZM233 219V222L235 221ZM243 219V220H244ZM248 219V218H247ZM259 219V218H258ZM198 220V219H197ZM200 220V219H199ZM205 220V219H204ZM213 220V219H212ZM238 220H241L240 218H238ZM249 220V219H248ZM250 220H252V218H250ZM254 221L255 220H257V219H253ZM252 220V221H253ZM260 220H257L258 222L260 221ZM91 221V220H90ZM194 221V220H193ZM218 221V220H217ZM223 221H224V223H225V219H223ZM237 221V220H236ZM247 221V220H246ZM257 221H255V222H257ZM131 222V221H130ZM198 222V221H197ZM204 222V221H203ZM218 222H221V221H218ZM227 222H229V220H227ZM232 222V223H233ZM238 222V221H237ZM38 223H40V221L38 222ZM201 223H202V221H201ZM222 223V222H221ZM220 223V224H221ZM244 223H246V222H244ZM247 223H249V222H247ZM241 224V223H237V224H232V225H229V226H224L220 231H219V233H218V235H217V238H222V239H225L226 240V238L229 236V242H228V248H225V249H223V251H220V250H216V251H212V253L214 252V255H215V257H214V255L213 256H211V257H213L212 258V260H210L209 258H208V251L206 250L207 248L205 247L204 248V246H203V248L202 249H200V250H198L197 252H193V254L189 257V258H187V259H184V260H182V261H179V262H177V260H176V262L177 263H173V264H264V225H260L261 227H259V230H255L253 227H252V225H250V224ZM192 223H190V225H191ZM202 224H205V223H202ZM208 224H209V222H208ZM210 224H212V222H210ZM219 224V223H218ZM219 224V226H221V225H223V223L220 225ZM177 225V224H176ZM194 225V224H193ZM199 224L198 223H196V225H194L195 227L196 226H198ZM48 226V225H47ZM168 226H171V224L169 225L168 224ZM174 226V225H173ZM172 226V227H173ZM179 226V225H178ZM203 226H205V225H203ZM202 226V227H203ZM208 226H210V225H208ZM212 226H215V230H216V225H214V224H212L211 225V228H210V230H211V232H213V227ZM198 227H200V225L198 226ZM201 227V229H203ZM42 228H45V227H39V225L37 224V226H36V228L34 229V232L30 235V239H29V241L31 242V243H33L36 239H38L39 238V236H40V234L42 233ZM162 228V227H161ZM168 228V227H167ZM169 228H171V227H169ZM188 228V226H186V228L184 227V228H182V229H180V231H182L183 229H185L186 231H184L183 230V232L181 233V234H187L186 232H188V233H190L189 232V229H187ZM205 228H207L206 230H208L209 231V228L208 227H205ZM204 228V229H205ZM150 229V228H149ZM153 229V228H152ZM163 229V228H162ZM166 229V228H165ZM193 230H195L194 228H192ZM192 229H190V231H191V233L190 234H194V233H192V232H194ZM196 229H197V227H196ZM201 229H199L198 228V230H199V232H200V230ZM218 229V228H217ZM168 230V229H167ZM179 230V229H178ZM163 231V230H162ZM166 231V230H165ZM171 232V230H168V232ZM174 230H172V232H173ZM195 231H197V230H195ZM208 231H207V234H210V233H208ZM154 232V231H153ZM152 232V233H153ZM167 232V233H168ZM179 232V231H178ZM185 232V233H184ZM203 232V231H202ZM210 232V231H209ZM174 234H175V231L173 232ZM172 233V234H173ZM201 233V232H200ZM204 233H205V231H204ZM203 233V234H204ZM166 234V233H165ZM171 234V233H170ZM180 234V233H179ZM189 234V235H190ZM196 234V233H195ZM202 234V233H201ZM28 235V234H27ZM26 235V236H27ZM184 235H183V237H184ZM197 235H198V232H197ZM200 235V234H199ZM211 235V234H210ZM210 235L208 236V237H210ZM174 237L175 236H177V233H176V235H173ZM172 236V237H173ZM180 236V235H179ZM186 236H188V235H185V240H186ZM193 236V235H192ZM192 236H191V238H192ZM201 236H203V235H201ZM148 237V236H147ZM171 237V236H170ZM199 236H197V240L199 239L200 241H201V238H198ZM208 237H206V238H208ZM3 238V237H2ZM25 238V237H24ZM150 238H153V237H150ZM149 238V239H150ZM169 238V237H168ZM178 238V237H177ZM183 238V239H184ZM188 238V237H187ZM203 238V237H202ZM211 238V237H210ZM196 239V238H195ZM194 239V240H195ZM209 239V238H208ZM2 240L3 239H1V243H2ZM21 240H23V239H21ZM25 240V239H24ZM165 240V239H164ZM163 240V241H164ZM172 240V239H171ZM176 240V239H175ZM174 240V241H175ZM178 240V239H177ZM179 240H180V237H179ZM178 240V241H179ZM188 240V239H187ZM186 240V241H187ZM189 240H190V238H189ZM193 240V241H194ZM211 240V239H210ZM7 241V240H6ZM153 241V240H152ZM180 241H182V240H180ZM191 241V240H190ZM190 242L191 243V245H193L194 244V242H196V244H197V241L195 240L194 242ZM199 241V242H200ZM208 241V240H207ZM217 241H219V240H217ZM223 241V240H222ZM227 241V240H226ZM9 242V241H8ZM18 242V241H17ZM22 242V241H21ZM61 242V243H60ZM129 242V241H128ZM148 242V241H147ZM168 242V241H167ZM170 242H172V241H170ZM176 242V241H175ZM174 242V243H175ZM224 242V241H223ZM13 243V242H12ZM24 243V242H23ZM133 243V242H132ZM177 243V242H176ZM183 243H185L184 242V240H183V242H180V244H182V246H183ZM188 243V242H187ZM208 243H209V241H208ZM45 244V243H44ZM157 244V243H156ZM170 244V243H169ZM195 244V245H196ZM211 244V243H210ZM219 244V243H218ZM16 245V244H15ZM57 245H55L54 247H57ZM148 245V244H147ZM163 245V244H162ZM165 245V244H164ZM171 245H173V242H172V244ZM170 245V246H171ZM174 245H176V244H174ZM185 245H187L186 243H185ZM189 245V244H188ZM187 245V246H188ZM201 245V244H200ZM4 246V245H3ZM14 246V245H13ZM17 246V245H16ZM152 245H150V247H151ZM157 246H158V244H157ZM166 246V245H165ZM178 246H180V245H178ZM182 246H180V247H182ZM187 246H185V247H187ZM60 247V246H59ZM131 247V246H130ZM154 247H155V243H154ZM154 247H152L153 249H154ZM166 247H169V246H166ZM172 247V246H171ZM195 247V246H194ZM198 247V246H197ZM227 247V246H226ZM6 248H8V247H6ZM16 248V247H15ZM46 248V247H45ZM133 248V247H132ZM164 248V247H163ZM170 248V247H169ZM168 248V249H169ZM174 248H177L178 249V247H177V245H176V247L174 246ZM189 248V247H188ZM191 248V247H190ZM192 248H193V246H192ZM10 249V248H9ZM14 249V248H13ZM16 249H18V248H16ZM156 249V248H155ZM165 249H167V248H165ZM221 249V248H220ZM4 250H5V248H4ZM24 250V249H23ZM38 250V249H37ZM53 250V249H52ZM181 249H178V251H180ZM183 251H184V249H182ZM187 250V252H188V249H186ZM186 250L184 251V252H186ZM194 250V249H193ZM195 250H196V248H195ZM7 251H8V249H7ZM137 251H139V250H137ZM142 251V250H141ZM163 251V250H162ZM168 251V250H167ZM192 251V250H191ZM6 252V251H5ZM21 252V251H20ZM19 252V254L21 255V253ZM34 252V251H33ZM57 252V251H56ZM157 252V251H156ZM165 252V251H164ZM172 252L174 253V251L172 250ZM10 253V252H9ZM12 253V252H11ZM23 253H26V252H23ZM22 253V254H23ZM27 253H31V252H28V250H27ZM58 253V252H57ZM147 253V252H146ZM150 253V252H149ZM179 253H182L183 254V252H177V256H178V254ZM181 254V255H182ZM189 254V253H188ZM191 254V253H190ZM2 255V254H1ZM25 255H27V254H25ZM32 256H33V253L31 254ZM150 255V254H149ZM159 255V254H158ZM170 255H173V254H171L170 253ZM10 256V255H9ZM18 256V255H17ZM179 256H180V254H179ZM178 256V257H179ZM184 256V255H183ZM182 256V257H183ZM168 257V256H167ZM174 257V258H173ZM173 261L172 262H174L175 260L174 259H177V257L175 258V256L173 255ZM5 258V257H4ZM8 258V257H7ZM154 258V257H153ZM161 258V257H160ZM180 258V257H179ZM8 259H13L12 257H9ZM7 259V260H8ZM146 259H147V257H146ZM152 259V258H151ZM183 259V258H182ZM0 260H1V258H0ZM6 260V261H7ZM15 260V259H14ZM42 260V259H41ZM33 261V260H32ZM148 261V260H147ZM161 261V260H160ZM9 261H7V262H5V263H8ZM40 262V261H39ZM12 263V262H11ZM30 263V262H29ZM35 263V262H34ZM162 263H163V261H162ZM33 264V263H32ZM47 264V263H46Z\"/></svg>",
  "mask_w": 264,
  "mask_h": 264
}]
</instances>
